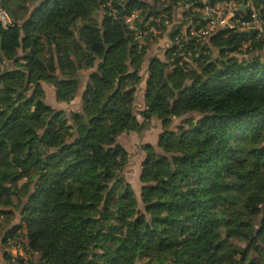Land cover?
<instances>
[{"label":"trees","instance_id":"obj_1","mask_svg":"<svg viewBox=\"0 0 264 264\" xmlns=\"http://www.w3.org/2000/svg\"><path fill=\"white\" fill-rule=\"evenodd\" d=\"M9 1L0 39L16 67L0 74V215L16 209L19 221L1 236L24 255L5 251L4 264H264V39L242 49L247 33L222 30L205 46L186 42L191 63L175 46L150 57L144 78L147 46L123 16L149 0ZM156 1L146 17H171L178 0ZM43 82L62 102L85 83L82 111L47 104ZM152 118L163 131L142 147L137 195L117 137Z\"/></svg>","mask_w":264,"mask_h":264},{"label":"built area","instance_id":"obj_2","mask_svg":"<svg viewBox=\"0 0 264 264\" xmlns=\"http://www.w3.org/2000/svg\"><path fill=\"white\" fill-rule=\"evenodd\" d=\"M175 9L182 10V21L178 23L182 27L167 41V49L175 46L179 52L178 56L188 63L193 61L191 56H198V52H195L197 47L194 53L191 52L187 43L194 41L198 46H205L211 36L222 30L228 33H247L242 49L251 43L253 36L256 39H264V2L257 5L253 0L244 3L235 0H185L177 1L172 10ZM123 19L139 47L146 45L149 37L159 35L163 29L170 26L168 12L141 17V11L134 10L131 14L124 15ZM12 25V16L0 0V29H8ZM8 65V59L0 50V73L7 70Z\"/></svg>","mask_w":264,"mask_h":264},{"label":"rangeland","instance_id":"obj_3","mask_svg":"<svg viewBox=\"0 0 264 264\" xmlns=\"http://www.w3.org/2000/svg\"><path fill=\"white\" fill-rule=\"evenodd\" d=\"M179 1L180 0H178V2ZM17 3H19L18 0H10L8 2L9 9L10 10H14ZM38 3H39V1L36 2L33 5H30L29 10L31 11ZM158 6H160V7L162 6V3L160 1L149 0L148 7L145 10L148 9V11L150 10V11L155 12L156 8ZM146 13H144L142 15V10H141V17H145ZM103 14H104V9H103V5H101V8L95 14L96 19L98 21H100L102 19V17H103ZM27 16L28 15H26L25 17H27ZM181 17H182V10H178V9H175L174 11L172 10L170 21H169V25H170L169 28L168 29H163L160 32L159 35L157 34L154 37L151 36V37H149L147 39V41H146L147 56L145 57L144 63L142 64V70L140 72L141 75L144 78L147 76V73H146L147 72V64H148V59L150 57H159L160 59H163V60L166 59V55H167V53H166L167 50L166 49L169 47L167 41L169 39H171L172 32L175 30V28L177 27L178 23H180L182 21ZM211 51H212V53H211L212 57H217L218 56L219 52L215 48H211ZM21 55H22V52L19 51L18 52V56H21ZM8 61H9V65H8V69L7 70L14 69L16 67L14 65V61L13 60H8ZM7 70H5V71H7ZM4 72H2V73H4ZM42 87H43V90H44V101L47 104L51 105L50 102L53 103L54 101H56L55 100V89H54L52 84L47 83V82H43L42 83ZM83 88H84V83H82V86L80 87V90L77 92L75 99L72 100L71 102H65L67 105L64 106V108H59V107L56 108L57 106L60 105L59 102H57V101H56L57 102L56 106L53 105L54 103L51 106L53 108H56V109L65 110L67 113H69L70 111H82V98L81 97H82ZM144 92H145V83L142 81L137 86V91L135 93L134 107H135L136 114L138 113L139 110H141V105H142V101H143V97H144ZM183 118H185V116L184 117L173 118L172 123L170 124L169 128H171L173 130H179L180 127H183L182 126ZM152 123H153V121L150 119L147 122L146 128H147L148 125H150ZM159 123H161L160 120H159ZM146 128L142 132H145V130H147ZM152 131H154V130H152ZM160 131L161 132L163 131V127L161 128ZM154 132L152 133L149 130H147L148 137L152 138V136H155L158 133V129L155 130ZM123 147L128 153V162H127V165H126V167L124 168V171H123L124 178L127 181L129 180L133 184L134 189L136 191H138L139 190V185H136V182L134 180L137 179V175H138V172H139L138 169H139V167H141V157H140L141 155L138 154V153L132 152L130 147H127V149H126L125 146H123ZM133 178H134V180H133ZM13 214H14L13 217L12 216L7 217L8 215L6 216V215H2V214L0 215V264H4V259H3L4 256L3 255H4L5 251H10L14 255H17V254L24 255L23 251L19 250L18 248H15L13 246L15 242H12L11 245H6V244H4L2 242L1 234H3L5 230H7L12 225L18 223V221H19V215H18V212H17L16 209H13ZM9 222H11V224H9ZM35 260H36V258H35Z\"/></svg>","mask_w":264,"mask_h":264},{"label":"crops","instance_id":"obj_4","mask_svg":"<svg viewBox=\"0 0 264 264\" xmlns=\"http://www.w3.org/2000/svg\"><path fill=\"white\" fill-rule=\"evenodd\" d=\"M147 73V72H146ZM84 85H85V83H84ZM55 100L57 101V102H59V106H57L56 108H64V106H66L67 104L65 103V102H61V101H58L57 99H56V97H55ZM56 101H54L53 103L52 102H50V104L52 105H55L56 106ZM54 106V107H55ZM144 106H145V101H144V97H143V101H142V105H141V109H143L144 108ZM137 118H138V120L139 121H143V119H142V117H140L139 115H137ZM152 121H153V123L152 124H150V125H148L147 126V130H149L150 132H154L155 130H157L158 129V133L155 135V136H152V138H149L148 137V135H147V130H145V132H128V133H122V134H120L118 137H117V142L120 144V145H123V146H125L126 147V149H127V147H130V149L132 150V152H134V153H138V154H140L141 156V164H142V161H143V159H144V157H145V154H144V151H143V149H142V147H143V145H145V144H148V143H150V144H153V145H156L157 144V141H158V136H159V134H160V130H161V128H162V126L160 125L161 123H159V120L158 119H156V118H152L151 119ZM159 124V125H158ZM152 130H154V131H152ZM155 133V132H154ZM135 168V167H134ZM139 172H138V175H137V179H135L134 180V178H133V180L136 182V185H139V190L138 191H136L135 189H134V187H133V184L131 183V185H132V187H133V189H134V191L136 192V194L138 195L139 194V191H140V187H141V185H140V181H139V177H140V170H141V167H139Z\"/></svg>","mask_w":264,"mask_h":264},{"label":"water","instance_id":"obj_5","mask_svg":"<svg viewBox=\"0 0 264 264\" xmlns=\"http://www.w3.org/2000/svg\"><path fill=\"white\" fill-rule=\"evenodd\" d=\"M0 50H2V42H0Z\"/></svg>","mask_w":264,"mask_h":264}]
</instances>
